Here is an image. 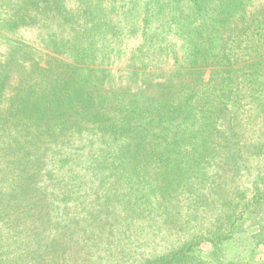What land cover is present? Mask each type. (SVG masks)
<instances>
[{
	"label": "trees",
	"instance_id": "16d2710c",
	"mask_svg": "<svg viewBox=\"0 0 264 264\" xmlns=\"http://www.w3.org/2000/svg\"><path fill=\"white\" fill-rule=\"evenodd\" d=\"M245 1L249 0H0V159L19 166L22 173L24 166L31 167L41 157L43 194L44 184L58 174L74 180V171H84L92 179L93 162L98 165L93 177L98 174L99 190L106 188L107 169L116 179L141 182L144 174L137 165H156L168 171L167 185L175 181L188 199L195 198L190 204L206 206L202 189L195 195L197 174L190 170L183 175L178 167L189 162L214 164L207 151L218 143L223 161L236 176L248 170L234 108L241 100L240 80L264 85V6L257 17L244 13ZM37 11L59 15L71 35L58 44L61 58H50L47 67L32 66L29 74L11 84L15 56L25 44L5 39L4 33L26 24ZM256 20L263 24L254 40ZM122 46L129 52L127 84L120 87L121 96L107 97L118 88L105 89V82L114 77L110 69L100 67L107 64L101 52L115 47L120 52ZM162 60H168L169 69L154 74L151 70L159 69L154 65ZM132 90L137 94L131 95ZM111 147L116 151L110 153ZM130 161L135 165L127 170ZM167 185L164 189L170 192ZM240 188L222 197L234 201L219 213L215 230L194 231L192 238L142 264H243L238 257L226 259L223 247L234 239L238 221L253 230V246L264 245V187L255 183L248 195ZM6 189L3 194L0 187V212L12 218L23 199L17 200V186L8 184ZM10 220L3 221L7 231ZM45 232L43 257L57 253L54 241L46 242ZM6 241L1 235V256H11L12 246ZM22 249L21 255H30Z\"/></svg>",
	"mask_w": 264,
	"mask_h": 264
},
{
	"label": "rangeland",
	"instance_id": "374dc122",
	"mask_svg": "<svg viewBox=\"0 0 264 264\" xmlns=\"http://www.w3.org/2000/svg\"><path fill=\"white\" fill-rule=\"evenodd\" d=\"M245 6L244 13L258 17L257 13L263 8L264 0H249ZM41 12H32L29 22L4 33L5 39L25 44L15 56L11 84L18 82L19 75L29 74L32 66L35 69L47 67L50 58L62 57L58 44L62 40L68 41L70 27L56 13ZM262 24L261 21H255L254 40L261 33ZM254 42L248 44L253 45ZM132 46L133 44H129L128 49ZM121 48L120 52H117V47L109 49L107 53L104 50L101 52V60L105 59L107 64L100 67L106 71L110 69L111 76L114 77L112 81L105 82V89L118 88L115 92L108 91L107 97L115 93L121 96L123 93L120 87L127 84L129 52L123 46ZM168 63V60H162L161 64L154 65H159V69L154 68L151 71L154 74L166 71L169 69L166 68ZM204 77L206 80L210 79L208 71ZM238 83H241V100L234 110L238 115L237 136L248 170L236 176L230 165L223 161L224 154L218 143L211 144L208 151L206 150L207 155L214 157V164L198 165L189 162L192 165L178 167L183 175L190 170L197 174L200 184L196 185L199 189L197 188L195 195H199L202 189V195L207 200L206 206L190 204L195 198L188 199L189 194L181 190L180 184L175 181L167 185L165 177L168 178V171L156 165H137L138 171L144 174L141 182L133 179L128 181L124 176L116 179L110 175L112 171L107 169L110 177L105 179L106 188L99 190L98 174L96 178L93 177L94 169L98 165L93 162L95 165L91 164L92 179L84 171H74V180L60 178L61 175L58 174L56 179L44 184L43 194L41 157L33 162L35 167L24 166L22 173H19V166L8 165L0 159V187L3 194L10 184V187L17 186L16 192L20 197L17 200L21 202L23 199L21 208L11 212L12 218H7L5 213L0 212V236L4 235L6 243L12 246L11 256L0 254V264H43V259L47 264H142L146 259L169 252L180 245V241L192 238L194 231L202 233L205 229L215 230L221 221L219 213H225L234 201H230V197L227 201L226 198L222 200V197L230 196L232 191L233 195L235 191L240 192L237 191L239 185L246 195L255 183L260 188L264 187V85L255 87L254 81V85H251L246 80ZM134 93L132 90L131 95ZM124 99L122 103L126 104V95ZM97 148L104 150L100 146ZM116 149L111 147L110 153ZM42 152L41 147L38 154L42 155ZM137 159L142 162L140 157ZM134 165L130 161L125 168L130 170ZM3 177L8 178L2 180ZM210 179L214 181L211 182ZM238 179L242 184H239ZM166 185L170 192L164 189ZM73 188L74 191L71 190ZM3 205L0 201V208ZM44 217L46 221L43 222ZM7 220L14 224H9V231L5 229L6 224L3 222ZM43 229H46L45 235L48 236L46 242L49 244V241H54L56 254L48 253L43 257ZM252 231L245 223L237 222L234 239L223 247L226 259L238 257L243 264H264V245H252L249 239ZM14 234L17 236H13ZM106 243H109L107 247ZM203 246L204 251H207V246ZM22 247L30 255H21ZM98 248L106 250L96 252ZM109 248H113L112 253H108ZM99 255L102 259L98 258Z\"/></svg>",
	"mask_w": 264,
	"mask_h": 264
}]
</instances>
